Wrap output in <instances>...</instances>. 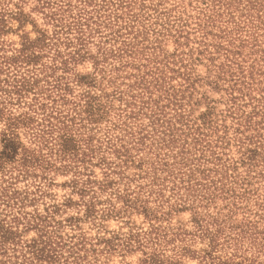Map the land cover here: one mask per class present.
Masks as SVG:
<instances>
[{
	"label": "rangeland",
	"instance_id": "374dc122",
	"mask_svg": "<svg viewBox=\"0 0 264 264\" xmlns=\"http://www.w3.org/2000/svg\"><path fill=\"white\" fill-rule=\"evenodd\" d=\"M2 107L0 151L28 112L16 132L46 164L0 170V264H264V0H0ZM37 214L61 237L52 262L24 257Z\"/></svg>",
	"mask_w": 264,
	"mask_h": 264
},
{
	"label": "trees",
	"instance_id": "16d2710c",
	"mask_svg": "<svg viewBox=\"0 0 264 264\" xmlns=\"http://www.w3.org/2000/svg\"><path fill=\"white\" fill-rule=\"evenodd\" d=\"M16 87L17 89L15 90L16 93L18 91V95L20 96V92L23 90L22 88ZM87 97V101L85 102L87 109L85 110L89 119H92V115H93V108H92V102L93 98L90 96H86ZM41 109H43V107H41ZM3 107L0 109V116H4L3 114ZM159 110H162L161 108ZM35 112V110H34ZM155 113V112H154ZM164 113V112H163ZM155 114H160L155 113ZM91 116V117H90ZM177 117H179V115H177ZM7 120V125L5 128V132H3V136H2V149L0 151V170L5 171V167L6 164L9 162H15L17 163L16 166L18 167V171H20L21 173H27L28 169L30 167L34 168L37 166H42V164H46L44 160H42L41 158H39V156L37 154H35L33 151L28 150L20 141L19 136L16 132V129L23 125V126H30L33 123H36L37 120L35 119V117H33L31 114H29L28 112H23L20 113L19 115L13 116V115H8L5 117ZM51 118H53V115L51 113H46L43 117L44 122H48V125L46 124L45 126H48L49 128L44 131L41 130V132H45L48 135L52 133V131L57 128L55 123H52ZM36 120V121H35ZM57 122H60V120H57ZM203 122H204V118H203ZM36 125H40V123H37ZM39 129V128H38ZM167 130L171 133L172 129L169 127L167 128ZM35 136L39 137V139L43 140V142L47 141V137L44 136L43 134H36ZM59 139L60 141V148L58 149L59 151V156L61 155L62 157H66L67 155H71V157H73L74 155L77 154V151L79 150V147H77V145H73L72 147L69 146L68 144V140L66 139L65 135H60ZM140 139V138H139ZM169 142V141H168ZM167 142V143H168ZM166 143V144H167ZM110 144V143H109ZM111 146H109V148H112L113 154L115 155L116 158L119 159V163L114 165L115 167L118 168H122L123 165H127L128 162L131 161V155L129 154V148L125 145H119V147H117L115 144H110ZM97 151V150H96ZM83 152V151H82ZM94 152V151H93ZM92 152V153H93ZM254 153V152H252ZM83 158L80 159V157H76V160L79 161H84L85 157L88 156L87 154H85L83 152ZM252 156V155H251ZM106 158L104 156L99 157V161H101L103 164H105V166L109 169L111 166V162L110 161H105ZM168 161L164 160V161H160L159 166L162 167H158L156 165L152 166V170H153V174H158V169L160 171H162L164 168H168ZM141 166V164H138V167ZM116 169H112V173H117L119 171H115ZM169 171V170H168ZM150 171L146 170L145 174H148ZM108 173H105V177L102 181H99L98 184L101 187H108L109 185L113 184V181L111 179L108 178ZM153 178V182L158 181V177H156L155 175L152 176ZM76 184H78V181L75 182ZM91 183H93V181H91L90 179H86L83 182H81V188H79L81 193H86L87 191H93L91 189ZM188 187H186L187 189H191V185H187ZM141 188V187H140ZM7 186H3L0 184V199L1 201H3V203L5 202H9L8 197L10 198V196H8L7 194ZM125 196V195H124ZM138 199L133 203V201H131L130 199H125V202H129L130 204L133 203V206L136 205ZM139 204H137V208L139 210H141L142 212H145L147 215H149V210L148 207L146 206L145 200H139ZM128 204V203H126ZM86 209H85V215H93L95 213V209L92 207L93 206V202L90 201L88 203H85ZM130 206V205H129ZM135 208V207H133ZM49 215H34L31 218V221H28L27 224L30 225H34L37 228H39V233L37 235V237L30 239L29 241L26 242L25 247H26V252L28 253V257L24 254L25 259H30V260H44L47 262H52V260L54 258H56L57 255H55L56 248L58 247V245L63 246L60 240L61 237L59 235H57L53 224H51V221L48 219ZM4 233L5 230L3 229V226L1 225L0 222V237L2 239H0V242H3V239H5L4 237ZM55 239V240H54ZM74 245V243H73ZM72 247V246H71Z\"/></svg>",
	"mask_w": 264,
	"mask_h": 264
}]
</instances>
